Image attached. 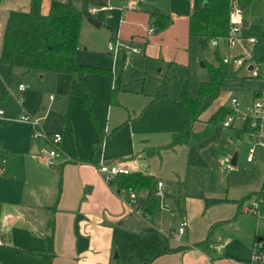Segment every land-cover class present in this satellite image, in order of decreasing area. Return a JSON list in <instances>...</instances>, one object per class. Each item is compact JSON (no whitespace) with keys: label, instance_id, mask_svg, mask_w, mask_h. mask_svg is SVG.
I'll return each mask as SVG.
<instances>
[{"label":"rangeland","instance_id":"1","mask_svg":"<svg viewBox=\"0 0 264 264\" xmlns=\"http://www.w3.org/2000/svg\"><path fill=\"white\" fill-rule=\"evenodd\" d=\"M71 1L82 14L75 61L99 67L102 71L64 73L27 70L0 62V150L7 158V174L0 177V231L4 233L0 235L4 236V242L0 245V264H37V260H40V256L26 251L43 248V239L36 231L32 232L28 225L11 223L9 213L12 206L26 211L21 206L25 183H39L47 188L56 183V166L71 162L76 156L93 159L87 160L91 163L94 159L98 160L101 146H96V127L102 131L105 129L104 139L110 131V128L108 131L104 128L106 125L111 127L134 114L138 117L132 126L141 130L143 137H148L151 143H166L170 135L169 132L164 135L162 130L171 126L173 130L177 129L185 117V107L176 98L182 84L186 82L190 93L195 95L199 82L209 78L208 65L217 64L223 56L228 58L229 70L237 68V73L224 78L218 93L210 100L208 97L202 99L206 103L192 123L193 130H202L208 116L218 108L227 107L231 96L239 100L251 98L254 88L261 83L259 76H250L245 65L238 67L232 57L245 50L257 57L264 55V39L261 37L264 0H250L241 8L240 18L246 25L241 26L239 34L241 37L252 34L257 41L253 46L245 44L243 40L236 41L233 47H228L224 36L218 37L217 45L212 46L210 40L203 36L187 35L185 16L190 8L189 0H154L153 4L150 0ZM129 3H133L134 7L126 10ZM104 4L108 7L101 8ZM119 8H123L124 14ZM153 8L171 16L172 25L159 32H154V28L147 31L150 25L145 11ZM111 37L121 45L114 58L107 50ZM131 48L137 52H132ZM157 79L163 81L161 91L164 94L151 101ZM19 83L24 86L23 90L17 88ZM112 88L114 93L110 102L108 93ZM22 116L36 119L37 125L31 126L19 120ZM220 122L218 120L210 125L208 135L179 152L182 164L185 156L186 169L182 179L175 176L177 185L173 194L177 206L171 205V195L165 194L170 207L161 210L160 219L153 227L172 238L170 231L177 227L179 213L187 220L196 214L201 215L204 211V194H220L225 198V205L230 206H223L216 214L230 215L213 221V233L222 239L233 235L234 228H237L248 245L249 259L253 236L258 234L256 230L264 234V225L253 214L242 212V207L250 201L257 203V200L251 196L244 201L241 215L235 217V207L228 196L243 197L260 185L263 179V152L258 147H252L247 135L238 137L232 126H222ZM238 124L235 120L234 125ZM54 133L60 136V142L55 144L58 156L53 166H48L42 160L41 152L48 150ZM121 140L123 136L118 137L117 143H121ZM33 147L35 153H32ZM145 150H142L141 156H133L141 170L148 161L143 158ZM250 152L254 159L252 163H247L246 157ZM115 157L111 156L105 161ZM163 190L166 193L164 186ZM55 192L56 189H53L45 195L55 196ZM177 192L180 195L178 198ZM184 194L189 197H184ZM198 203L202 209L198 210ZM130 209L135 212L134 206H130ZM4 215L8 217L6 221ZM141 218L138 228L149 226L148 219Z\"/></svg>","mask_w":264,"mask_h":264},{"label":"crops","instance_id":"2","mask_svg":"<svg viewBox=\"0 0 264 264\" xmlns=\"http://www.w3.org/2000/svg\"><path fill=\"white\" fill-rule=\"evenodd\" d=\"M150 2L153 4L154 0H150ZM48 5L49 0H41L40 10L42 13L47 12ZM104 6L106 7L107 5L104 4ZM28 7L29 0H0V46L9 10L26 11ZM133 7V3H129L125 9L130 10ZM189 7V11H187L185 16L186 31L188 14L191 10L190 0ZM119 9L124 14L123 8ZM145 12L147 13V10ZM148 19L147 22L149 23L150 18ZM170 19L171 21L167 26L172 25L173 20L171 16ZM245 25L246 22L241 20V26ZM263 30L264 21L261 37ZM153 31L159 32L155 28ZM252 57L260 60L253 54ZM251 98L241 101L248 102ZM136 117L138 116L133 114L125 117L119 123L115 122L111 127H108L109 125L104 127L107 131L110 128V131L107 132L105 138L102 140L98 160L105 161L109 157L116 155L117 157L106 162L128 164L134 161V157L132 156L135 154L141 156L143 149L161 146V144L165 143H151L148 137H143L142 131L132 126ZM118 124L120 125L116 129ZM35 125L37 124H31V126ZM230 126L234 128L235 134L237 135L236 128H239L240 124ZM173 128L172 126L164 128L162 130L164 133H161L165 135V132H169L171 136V133L178 129L173 130ZM103 132H106L105 129ZM243 135L247 134L237 136L241 137ZM119 136H123V140L118 144L117 139ZM185 148L186 144L178 143L170 149H160L147 158V165H142L141 171L154 177L156 181H161L162 185L166 188V194L171 195L172 200L175 199L173 192L175 193V186L177 185L175 176L178 175L182 179V175L186 169L185 156L184 164H182V156L179 155L181 154L179 152H183ZM35 152L36 149L33 147L32 153ZM82 158L85 157L76 156L73 161L56 166V183L50 184V187L46 188L39 183H25L21 206L26 211L23 212L20 208L12 206L9 218L4 215L5 221L8 218L11 223L17 224V226L28 225L32 232L36 231L38 236L43 239V248L26 251L29 254L39 256L40 253H51L52 258L50 264H143L147 257V250L176 248L179 246L184 248L161 254L155 257L149 264H248V245L242 237L243 234L237 228H234L233 235L222 239L218 235L215 236V232L213 233V221L221 219V217L227 218L230 215L216 214L223 206H230L225 205L223 201L225 198L222 195L214 194L207 196L208 194H204L202 197L203 200L206 198L223 200L207 205H204L202 201L204 211L201 215L196 214L187 220V218L179 213L180 219L187 220L185 232L178 237L170 235L172 238H168L165 235L167 233L163 234L157 228L153 227L154 223H158L161 210L163 209L159 210L158 218L154 223H151L148 219L146 221L149 226L138 228L141 225L142 216L140 217V214L130 209V206L125 203L114 185H110L109 182L103 180L95 168L98 160L94 159L91 163L82 161ZM253 159L246 162L252 163ZM6 160V154L0 150V164H2L0 177H5L7 174ZM263 182L264 166L263 179L260 185L256 189H253L254 191L251 190L252 192L250 193L258 191L262 187ZM53 189H56V195L47 197L45 193H49ZM169 191L171 192L169 193ZM135 192L138 198L142 197V192ZM176 197H180L178 192ZM184 197L188 198L189 196L184 194ZM228 197L232 199V204L235 207L234 216H240L241 212L235 214L237 206L233 201L240 199L242 196L239 198L236 196ZM199 209H202L200 203H198ZM128 216H134L139 220L137 227L130 228L121 224ZM176 228L170 230L175 231ZM208 230H211V237L214 244L208 253H203L194 248L192 244L202 240ZM257 233L254 236L262 235L258 230ZM254 236L252 242L254 241ZM45 238L47 239L46 242L44 241ZM37 264H41V258L37 260Z\"/></svg>","mask_w":264,"mask_h":264},{"label":"trees","instance_id":"3","mask_svg":"<svg viewBox=\"0 0 264 264\" xmlns=\"http://www.w3.org/2000/svg\"><path fill=\"white\" fill-rule=\"evenodd\" d=\"M241 7H245L250 0H236ZM41 0H29V7L26 11L11 9L8 12L0 48V62L11 66H21L25 69H39L46 71H56L70 73L73 71H102L99 67L82 64L75 61V51L78 46L79 24L81 10L75 6L71 0H49L48 10L42 13L40 10ZM191 10L188 14L187 32L189 36H203L209 40L213 37L224 36L227 33L229 0H190ZM150 18L149 25L158 31L166 27L171 19L170 16L153 8L147 10ZM264 21V13H263ZM264 39V30L262 31ZM260 60L264 56L258 57ZM237 68L229 70L227 62L219 59L217 64L208 65L209 78L199 82L196 94L190 93L187 83L184 82L179 90L177 99L185 107V117L181 121L178 129L171 133L169 141L157 147H149L144 151L143 158L147 159L160 149L172 148L175 144L184 143L186 146L200 140L211 132L212 124L222 120L228 112V107L218 108L206 119L204 128L200 131L192 129V123L198 118L200 111L205 106L202 102L204 97L210 100L219 89L224 78L232 77L236 74ZM163 81L157 79L156 87L151 99H155L164 94L162 92ZM114 88L110 89L109 101L113 99ZM86 96V94L84 95ZM87 101V98L85 99ZM208 100V101H209ZM221 123V122H220ZM237 135L249 134L247 125L236 128ZM96 146H101L104 132L96 127ZM133 157V156H132ZM82 161L88 159L82 158ZM89 161V160H88ZM0 164V172H1ZM154 177L142 171L132 172L127 175H116L110 181L117 191L130 188L133 191L142 192L143 204L137 209L140 216L149 219L154 223L158 218V199L154 195L156 188ZM264 182L262 187L253 193L246 194L235 200L237 210L235 214L241 212V205L251 196L257 200L258 206L264 205ZM223 199H204V204L219 202ZM177 206V201L172 200ZM180 212V211H178ZM264 234L254 236V240ZM214 241L211 237V230L206 236L192 246L203 253H208ZM184 247L164 248L147 250L146 259L143 264H149L155 257ZM41 264H50L52 254L40 253Z\"/></svg>","mask_w":264,"mask_h":264},{"label":"built area","instance_id":"4","mask_svg":"<svg viewBox=\"0 0 264 264\" xmlns=\"http://www.w3.org/2000/svg\"><path fill=\"white\" fill-rule=\"evenodd\" d=\"M230 8L228 10V30L224 35L226 37V43L228 47H233L236 41L241 42L243 40L245 44L252 45L256 41L254 35H247L241 37L239 30L241 28V6L237 3L236 0H229ZM105 8V6H101ZM95 9V7H91ZM153 26H149L147 31H152ZM221 37V36H220ZM218 37L210 38V43L212 46L217 45ZM208 40V41H209ZM121 48V45L116 40V38H111L107 42V49L111 53L112 58L118 53V50ZM132 52H137L135 48L130 49ZM223 62L228 63L227 57L221 58ZM232 61L236 65H245L246 70L250 76H259L261 83L254 88L253 96L248 102H242L235 96L229 98L228 103V112L221 120L222 126H230L234 124V121L237 120L242 125H247L249 128L248 137L252 142V147H258L263 152L264 157V59L257 60L252 57V54L247 50L234 55ZM263 66V68H261ZM18 89H23L24 86L19 83L17 86ZM2 111L0 110V118H2ZM19 120L29 122L31 124H37L36 119L30 120L28 116H22ZM60 136L58 133H54L52 139L49 141L50 147L48 150H42L41 158L44 163L48 166H53L54 159L58 156L57 149L55 144L58 143ZM254 158L252 152H250L246 161H251ZM96 171L102 176L105 182H109L116 175H127L132 172L141 171L139 165L132 161L128 164L118 163V162H106L103 160H98L95 165ZM119 194L124 199L125 203L129 206H134V211L139 214L137 209L139 202L138 196L135 191L128 189L119 190ZM165 191L163 190V185L161 181L156 182V188L154 191L155 197L158 199L159 209H169V203L165 200ZM241 209V208H240ZM242 212H247L253 214L259 222L264 225V205L259 207L258 203L255 201H250L242 207ZM187 226V221L183 218L180 219L178 226L175 231H171L170 234L173 237H178L185 232ZM257 232V230H256ZM0 235H3L0 231ZM259 236V235H258ZM256 239L252 242V254L249 258L248 264H264V240ZM4 242L3 237L0 236V245Z\"/></svg>","mask_w":264,"mask_h":264},{"label":"water","instance_id":"5","mask_svg":"<svg viewBox=\"0 0 264 264\" xmlns=\"http://www.w3.org/2000/svg\"><path fill=\"white\" fill-rule=\"evenodd\" d=\"M92 22H94L95 24L97 23L95 20H92ZM232 164L234 163V160L231 162ZM171 191H169L170 193ZM138 202H139V205H142L143 204V199L142 198H139L138 199ZM171 204H173V202L171 201ZM138 223H139V220H137L135 217L133 216H128L125 220H123L121 222L122 225H125V226H128L130 228L132 227H137L138 226ZM260 239V238H258Z\"/></svg>","mask_w":264,"mask_h":264}]
</instances>
